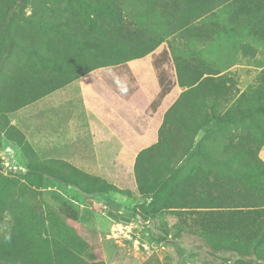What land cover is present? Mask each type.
<instances>
[{
	"label": "rangeland",
	"instance_id": "obj_1",
	"mask_svg": "<svg viewBox=\"0 0 264 264\" xmlns=\"http://www.w3.org/2000/svg\"><path fill=\"white\" fill-rule=\"evenodd\" d=\"M118 2L127 27L163 37L153 53L165 49L172 56L168 72L172 71L177 93L184 90L176 83L177 58L219 72L214 90L225 83L227 104L264 82V1H257L256 7L250 0H207L203 10L190 14L181 0ZM184 18L189 20L185 26ZM153 53L96 69L79 82L0 116L1 244L22 234L44 253L58 247L90 260L93 249L87 239H76L62 220L66 204L87 230L97 234L106 264H264L255 248L243 251L244 244L256 239L264 246V208L170 209L153 214L151 199L141 196L134 160L158 138L164 115L155 110L169 94L162 95ZM146 62L149 69H141ZM103 82L121 98L99 96ZM104 98L110 101L109 109H104ZM126 99L131 101L128 107L123 104ZM9 125L24 135L25 150L6 134ZM51 160L99 176L123 192H84L51 177L45 167Z\"/></svg>",
	"mask_w": 264,
	"mask_h": 264
},
{
	"label": "trees",
	"instance_id": "obj_2",
	"mask_svg": "<svg viewBox=\"0 0 264 264\" xmlns=\"http://www.w3.org/2000/svg\"><path fill=\"white\" fill-rule=\"evenodd\" d=\"M181 1L189 14L207 3ZM182 21L185 26L189 20ZM125 22L118 0H0V116L96 69L145 57L162 43L153 31L130 29ZM169 55L165 49L153 53L162 95L174 87ZM175 67L176 83L184 90L165 112L157 142L140 150L134 164L141 196L151 199L149 210L264 208V82L227 104L225 83L214 90L219 72L178 58ZM6 134L24 150L28 146L15 126L9 125ZM46 163L51 177L84 192H123L66 162ZM62 212L75 238L87 239L93 249L90 260L58 247L44 253L21 234L0 243V264H106L97 234L87 230L71 206L65 204ZM257 241L244 244L243 251L255 248L264 260V246Z\"/></svg>",
	"mask_w": 264,
	"mask_h": 264
},
{
	"label": "crops",
	"instance_id": "obj_3",
	"mask_svg": "<svg viewBox=\"0 0 264 264\" xmlns=\"http://www.w3.org/2000/svg\"><path fill=\"white\" fill-rule=\"evenodd\" d=\"M143 64H144V66H141V69H147L148 70L149 69V66H148L147 62L146 63H143ZM129 67H132V66H129ZM76 81H74V82H76ZM79 81L80 80H78V82ZM157 81H158V79H157ZM81 84H83V82ZM101 94H109L111 97H114V99H113L114 101L117 99V97H120V95L118 94V92L114 88L110 87L106 82H103L101 84V88H100V91H99V94L98 95L100 96ZM178 95H179V92L177 93V87H175L173 90H171L169 92V94H167L163 98V100L161 101V104L159 105L158 109L155 110V112L157 111L156 114H159L160 112H163V115H164L165 112L168 110V108L175 102V100L177 99ZM103 101H104V103H106V107H104V109H106V108L109 109V107H111L110 101L109 102H106L107 100L105 101V98H104ZM130 103H131V101L130 100H127V99L124 100V102H123V104L125 106H127V107L130 106ZM162 107H163V109H161ZM117 108H118V106L116 104H114L113 105V110L115 111V110H117ZM157 140H158V138H156V140L154 141V143L157 142ZM150 145H148V146H150ZM134 163H135V160H134Z\"/></svg>",
	"mask_w": 264,
	"mask_h": 264
},
{
	"label": "built area",
	"instance_id": "obj_4",
	"mask_svg": "<svg viewBox=\"0 0 264 264\" xmlns=\"http://www.w3.org/2000/svg\"><path fill=\"white\" fill-rule=\"evenodd\" d=\"M22 167L20 166V168L19 169H21Z\"/></svg>",
	"mask_w": 264,
	"mask_h": 264
}]
</instances>
